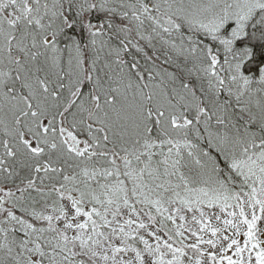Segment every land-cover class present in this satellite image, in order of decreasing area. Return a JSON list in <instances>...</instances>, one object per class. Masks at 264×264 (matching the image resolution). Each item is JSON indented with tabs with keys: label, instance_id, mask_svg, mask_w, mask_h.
<instances>
[{
	"label": "snow or ice",
	"instance_id": "1",
	"mask_svg": "<svg viewBox=\"0 0 264 264\" xmlns=\"http://www.w3.org/2000/svg\"><path fill=\"white\" fill-rule=\"evenodd\" d=\"M0 264H264V0H0Z\"/></svg>",
	"mask_w": 264,
	"mask_h": 264
}]
</instances>
